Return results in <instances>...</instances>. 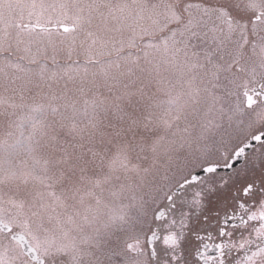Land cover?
Masks as SVG:
<instances>
[{
	"label": "snow or ice",
	"instance_id": "6c2138e0",
	"mask_svg": "<svg viewBox=\"0 0 264 264\" xmlns=\"http://www.w3.org/2000/svg\"><path fill=\"white\" fill-rule=\"evenodd\" d=\"M0 264H264V0H0Z\"/></svg>",
	"mask_w": 264,
	"mask_h": 264
}]
</instances>
